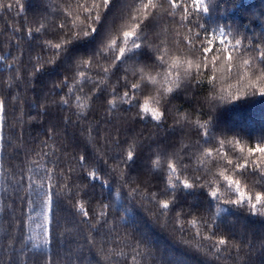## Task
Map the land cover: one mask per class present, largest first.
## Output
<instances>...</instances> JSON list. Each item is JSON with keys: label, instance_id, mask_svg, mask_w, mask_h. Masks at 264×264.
Here are the masks:
<instances>
[{"label": "snow or ice", "instance_id": "1", "mask_svg": "<svg viewBox=\"0 0 264 264\" xmlns=\"http://www.w3.org/2000/svg\"><path fill=\"white\" fill-rule=\"evenodd\" d=\"M214 2L215 0H168L165 8L163 3H155L154 0H140L135 8L125 4L113 12L115 0H91L90 4L85 0L83 4L77 3L75 10H72V6L61 9L63 19L58 24L55 23V18L47 24L41 22L47 20L42 15L41 21H37L39 26L35 31L28 28L26 37L31 47L36 42V35H47L49 26H52L59 42L41 39L36 46L41 51L47 48L50 52L47 64L67 63L72 68L71 75L65 74L62 79L53 83L51 94L58 95V100H49L45 96L44 102H39L37 71L47 70L40 63L39 55L33 70L27 74L29 88L23 95L20 91L21 83L26 80L21 71L23 51L19 55H0V61L4 62L9 72L7 96L0 94V174L5 173L2 157L5 151L4 129L9 102H14L12 111L19 113L15 117L19 132L16 133L14 125H9V143L12 136H15L27 148L25 125L33 128L34 125L28 124L29 121L50 117L49 121H45L49 125L43 133L45 139L38 140L35 147L28 149L34 153V158L30 162L31 167L27 168V175L25 176L23 167L19 168L18 174L8 169L13 172L10 180V183L14 182L13 191L9 196L12 203L6 205L0 198V214H7V208L11 207L14 215L15 200L18 198L20 215L15 217L14 223L12 220L8 221L10 233L6 236L10 254L6 264H38L37 261L28 259L30 242L32 248L42 245L46 250L44 264H72V253H65L68 259H63L58 250L64 236V232L59 230L58 213L62 210H71L73 216L81 217L78 223L88 225L93 233L98 232L100 227L109 225L107 231L115 234V240L133 245V264H137L136 255L146 256L148 264H165L163 259L155 255V249L147 236L137 235L136 203H140L141 207H144L145 201L154 203L158 211L147 209L149 214L157 222L163 219L164 226L167 227L169 216L177 205L192 197L193 204L187 212L181 209V212L176 213L180 218L179 230L183 232L182 215H190L192 225H202L204 228L201 232L198 226L197 235H206L208 240L213 241L217 251H220L221 246H229V236L223 234L222 230L219 234L216 231L219 224L224 222L221 214L228 212V206L246 208L252 214L264 215V190L249 192L242 184L243 178L252 175L258 177V183L264 189V135L257 138L258 142L254 147L247 146L242 138L233 136V147H238L240 153L235 158L229 157L226 151L222 152L226 139L218 140V149L204 146L215 136L214 118L221 103L239 100L241 96L249 95V90L252 95L257 91L264 95V33L260 34V44L257 46L253 39L234 26L218 24L210 29L203 22L202 14H210ZM15 4L19 9L24 8L20 0H15ZM12 7V3L0 2V10ZM149 9L153 11L150 12ZM23 31L22 27L14 26L12 29L17 36L18 49L24 39L20 35ZM245 40L251 46V51H258L259 63L251 58L241 60L243 73H238L235 89L230 88L225 93L221 88L217 92L215 81L218 62L231 67L234 52L235 58L239 59L248 51L244 48ZM77 41L93 45L87 55L73 51ZM197 41L200 42L199 47ZM181 44L185 50L183 58L173 54L180 50ZM219 70L223 71L222 68ZM151 72L156 74L152 75ZM120 73L123 75L120 76ZM129 73L133 79L129 78ZM113 77H118L115 83H112ZM86 85L89 86L87 91ZM13 88L16 89L15 92ZM149 88L155 91V96L143 97L141 102L139 94ZM189 89H206L211 93L210 96L203 97L208 106L207 112L203 113L207 119L197 118L195 121L197 135L202 132L200 140L188 144L183 142L182 136L177 147V142L169 139L174 133H168L167 128L164 131L168 134L163 138L133 133V126L137 123H152L157 129L164 126L168 118V105ZM29 90L34 93L32 99L37 107L35 116L28 115L25 109V105L32 107L25 98ZM60 92L63 95H59ZM49 104L70 111L69 116L61 118L63 128L60 132L57 131L58 125L53 122L55 118L49 111ZM97 104L103 107L101 119H96L93 112V107ZM69 125L74 130L71 139L78 145L71 152L67 151L68 144L63 143L68 135ZM101 138L103 146L99 143ZM35 139L33 136V140ZM146 141L150 142L146 144ZM146 149L151 155L145 168L140 160L141 153ZM214 152L217 156L222 152L226 164V167L219 169V176L213 170L215 166L208 167ZM192 158L196 159L198 165L205 166L203 172L200 167L193 168L190 163H185L186 159ZM25 159L27 160V152ZM109 160L114 163L109 165ZM133 173H136L135 177H132ZM97 180L101 190L99 201L96 200L97 185L94 183ZM161 184L163 187L159 191H152ZM106 186H115V195L107 200L103 197ZM124 188L128 189V193L121 199ZM20 192L24 195H19ZM34 199H39L45 209L42 213V237L25 236L24 233L23 206L27 203L31 209ZM114 213H123L119 217L120 223L131 231H125L122 235L118 233L116 221L109 223V216ZM197 213L200 214L199 217ZM27 219L28 231L31 232L33 218L29 214ZM93 220L95 226L92 224ZM242 246L235 241L231 243L238 254ZM259 246L264 249V239L259 241ZM197 248H200L199 244ZM140 249L143 251H139ZM16 252L22 258L12 255ZM101 252L107 264H121L119 258L126 255L123 248H113L107 252L101 248ZM76 255L77 264H83L79 260V253ZM88 264L92 262L88 261ZM123 264H127L126 259ZM246 264L252 262L246 261Z\"/></svg>", "mask_w": 264, "mask_h": 264}, {"label": "trees", "instance_id": "2", "mask_svg": "<svg viewBox=\"0 0 264 264\" xmlns=\"http://www.w3.org/2000/svg\"><path fill=\"white\" fill-rule=\"evenodd\" d=\"M4 3H12L13 7L8 10H0V55H19L22 50L24 55L21 57L22 65L21 71L25 74L26 80L21 83L20 91L23 95L24 91L29 88L27 81V74L33 70V65L36 63V57L39 55L41 57L40 63L44 64L45 70H38L37 76V89L40 97L39 102H44V97L47 96L49 100H58V95H52L53 83L58 82L63 78V75L72 74V68L67 64L51 65L47 64L46 61L50 58V52L47 48L43 51L36 46L41 39H52L53 42H59L56 40L55 32L52 26H49V32L47 35L41 36L36 35V42L29 46L28 39L26 37V32L28 28H32L33 31L39 26L37 21H41V16H46L47 20L41 22L49 23L55 18V23H59L63 19V14L61 9L66 6H72V10H75V5L77 3L83 4L85 0H20V3L24 4L23 9H19L15 0H0ZM90 4L91 0H87ZM147 2V0H145ZM155 3H163L164 7L167 8L168 0H154ZM140 3V0H115L112 5L113 12L116 9L123 7L125 4L132 5L133 8ZM149 11H153L149 9ZM159 11V10H157ZM179 11V10H177ZM57 13H61L57 15ZM203 22L208 25V27L215 28L218 24L231 25L234 28H238L241 33L246 35L248 38L253 39L254 43L259 46L260 40L259 36L264 33V0H215L210 14H202ZM179 19V16H177ZM120 22H118L119 24ZM22 27L24 31L20 33L24 39L21 42L20 49L16 46L17 36L12 32L13 27ZM234 30V29H229ZM164 39V37H161ZM169 39H171L169 37ZM93 45L86 41H77L74 44L73 51L81 52L87 55ZM200 46V42L197 41V47ZM244 48L248 49L247 52L239 59H236V53L234 52L233 65L228 67L222 62H218L216 72L215 88L219 92L223 88L224 92L227 93L230 88L232 90L237 86L238 73L242 75L243 66L240 61L243 59H254L255 63H259L258 51H251V46L248 45V41H244ZM184 46L180 45L179 51H174V55H179L181 58L184 56ZM223 69L220 71L219 69ZM183 69H181V72ZM155 75V72H151ZM9 75L8 69L5 67L4 62L0 61V94L7 96V77ZM120 76L123 73L119 74ZM118 77L112 78V83H115ZM129 78L133 79L129 73ZM138 79V77H136ZM207 83V81H205ZM58 86V83H57ZM88 85L85 86V90H88ZM13 88V92H15ZM33 95L30 90L27 91L28 103L32 105L31 108L25 105V109L28 115L35 116L37 114V107L33 103ZM59 95H63L60 92ZM143 102V97H153L155 96V91L152 88L146 89L143 93H140ZM210 96L211 93L205 90L197 89L195 91L189 89L181 93L176 99H173L171 104L168 105L167 121L164 126L157 129L152 123H137L133 126V133H142L145 137H165L168 133H174L169 139L177 142V147H179V142L181 137L184 138V143L191 144L196 140H200L202 136L197 135L195 121L197 118L204 120L207 116L208 110L207 103L203 100L204 96ZM14 102H9L7 105L6 113V124L4 129L5 135V151L3 152V163L5 173L0 174V198L5 201V204H11L12 201L9 200V196L13 191L12 183H10L11 176L13 172H9L8 169H12L17 174L19 173V168L23 167L25 169V176L27 175V168L31 167V161L34 158V153L28 151L35 147L38 140L45 139L43 133L49 126L45 121H49L50 117H43L38 121H29L28 124L34 125L33 128H29L25 125L27 136L25 138L27 148L22 146L19 141L12 136L11 143L8 142V138L11 134L9 125L15 126L16 133L19 132V126L15 125V117L19 113H14L12 111ZM49 111L54 116V123L58 125L57 131H62L63 125L60 123L61 118L64 116H69L70 111L68 109L61 108L58 105L49 104ZM93 112L96 119H101L103 117V107L99 104L94 105ZM187 116V120H185ZM27 118V117H26ZM75 120V117H71ZM215 136L205 147L211 146L213 148H219L220 145L218 140L226 139L224 148L222 150L226 151L229 157L239 156V148L233 147L232 137L238 136L246 142L247 146H255L258 142L257 138L264 135V95H261L258 91L255 95L251 94L249 90V95L241 96L239 100H228L221 103L219 109L215 115ZM179 121L180 123H176ZM167 128L168 133L164 131ZM183 128V132H181ZM73 128L71 125L68 127V135L63 141V143L68 144L67 151L71 152L78 145L74 143L71 139ZM187 135H184V134ZM33 136L36 137L33 140ZM59 139V137L57 138ZM150 141H146V144ZM100 145L103 146V139L99 141ZM201 143L203 141L201 140ZM194 150V149H193ZM47 151V149H45ZM27 152V160L25 159ZM222 152L219 156L214 152L210 158L208 167H213L216 175L219 176V169L226 167L223 159ZM111 156V153H108ZM151 155L149 150H145L141 153L140 164L147 167L148 158ZM155 157H153L154 159ZM74 163V162H73ZM114 163V161L109 160V165ZM185 163H190L193 168L200 167L201 171L204 170V165L197 164L195 158L191 160L186 159ZM251 168V165L248 166ZM136 173L132 174L135 177ZM211 178V177H206ZM239 178V177H238ZM131 179V178H130ZM143 179V177H141ZM222 180V177L220 178ZM96 187V200L99 201L101 196V190L99 187V181L94 182ZM242 184L245 189L249 192L264 190L261 189L258 183V177L247 175L242 179ZM163 185H158L153 188L152 191H159ZM113 188H108L107 186L103 190V197L105 200L109 199L110 196L115 195ZM128 189H123L124 199L127 196ZM19 195H24L20 192ZM233 198H235L233 196ZM87 199V198H85ZM193 204V198L188 197L182 200L180 204L173 210L169 216V223L167 227L164 226L163 219L157 222L156 219L149 214L147 209L152 211H158L154 203L144 202V207L140 206V203H136V217H137V228L138 233L147 236L151 245L155 249V255L163 259L165 264H246V261H251L252 264H264V249L259 246V241L264 239V215L252 214L247 211L246 208H233L228 206V212L222 213L224 217V222L219 224V228L216 229L219 234L222 230L223 234L229 236V246L225 248L221 246L220 251H217L216 247L213 246V241L208 240L206 235L204 237L197 235V227H200L201 232L204 231L202 225H192L190 220L192 217L190 215H182L184 220L183 232L180 229L179 219L176 216L177 212H187L190 205ZM15 214L12 213V208H7V214H0V264H6L8 255L7 248V236L10 233L8 221L12 220L14 223L15 217L20 215V202L17 198L15 200ZM95 205H93V211H95ZM45 211L39 199H34V204L30 209L27 203L23 206L24 213V233L25 236H41L42 237V225L44 223V218L42 213ZM31 215L33 220L31 224L32 231H28V219L27 216ZM123 213H114L109 216V223L112 220L116 221V227L119 234H123L125 231H131L125 225L120 223V215ZM199 217V213L196 214ZM60 218V231L64 232L61 243L59 245V255L63 259H68L65 253H72L71 262L72 264H77L78 257L76 253H79V260L83 264H88L91 261L92 264H107L104 256L101 252V248L105 252L113 248H123L125 251V257H120L119 260L121 264L126 259L127 264H133L132 256L135 254L132 252V247L130 242H121L114 239L115 234H109L107 231L109 225H104L99 228L98 232L93 233L88 225L80 224L78 221L81 219L79 216H73L72 211H60L58 213ZM95 226V220L92 221ZM91 233V234H90ZM87 237V239H86ZM187 241V243H186ZM235 241L242 244V248L239 250L231 247V243ZM250 242V243H249ZM127 244V246H125ZM200 248H197V245ZM17 249L19 245L16 246ZM29 248L31 251L28 252V259L30 261H37L38 264H44L46 259V250L41 247L32 248V242L29 243ZM204 250H207L206 252ZM56 251V249H53ZM139 251H143L140 249ZM15 258H22L19 253H12ZM243 258V259H242ZM137 264H148L147 257L136 255Z\"/></svg>", "mask_w": 264, "mask_h": 264}]
</instances>
